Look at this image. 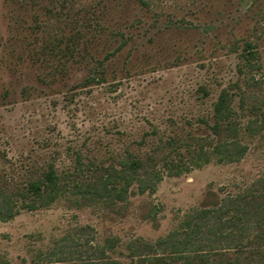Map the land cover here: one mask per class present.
Listing matches in <instances>:
<instances>
[{"label":"rangeland","instance_id":"obj_1","mask_svg":"<svg viewBox=\"0 0 264 264\" xmlns=\"http://www.w3.org/2000/svg\"><path fill=\"white\" fill-rule=\"evenodd\" d=\"M104 1L0 0V173L21 182L29 169L53 163L62 184L53 202L0 220V264H96L99 248L106 257L168 264L172 244H151L212 203L208 192L264 186V127L246 128L259 119L250 101L239 108L243 92L264 96V0H155L151 9L125 0L123 18L104 10L100 32L91 13ZM85 20L93 42L85 49L83 36L73 58L63 57L59 48ZM118 25L126 44L116 51ZM97 61L106 76L86 81ZM234 83L245 154L185 169L186 147L167 143L192 136L214 143L213 104ZM156 148L182 170L160 162L155 191L124 201L83 192L111 166L119 169L126 151L146 156Z\"/></svg>","mask_w":264,"mask_h":264},{"label":"trees","instance_id":"obj_2","mask_svg":"<svg viewBox=\"0 0 264 264\" xmlns=\"http://www.w3.org/2000/svg\"><path fill=\"white\" fill-rule=\"evenodd\" d=\"M16 1L27 3L29 0ZM130 1L146 9H151L155 4V0ZM107 3L113 5L107 8ZM125 5V0H105L102 6L95 7L91 14L96 17V24L102 27L98 30L100 32L107 30L103 24L99 23V18L105 9L107 11L113 9L116 17L123 18ZM102 16L107 17V14ZM88 22L89 20H85L84 24L82 23L83 26L65 41L62 48H59L63 57L73 58L79 38L86 37L84 39L85 49H87V44L93 42L94 34L87 35L91 29ZM45 30L49 31L48 25L45 26ZM111 32L122 38L115 49L119 51L126 44L125 33L120 25ZM48 34L50 37L51 33L48 32ZM62 35V33L56 35V37L59 36V41ZM46 45L45 50L54 49L50 39ZM244 47L248 49L249 55L253 58L254 52L251 51L254 47L253 43L247 41ZM116 51H113L112 55ZM98 64H100L99 61L96 62V66L89 69L86 81H99L106 76V69L98 67ZM62 66H65L64 62ZM235 86H237L236 83L223 87L213 104V123L209 124V128L216 138L214 143L210 139L195 136L167 143L172 149L186 147L192 158L188 165H185V169L199 167L209 162L210 156H214L218 162L222 163L237 161L245 154L247 147L239 140L238 113L233 107ZM247 94L243 92L240 95L239 108L244 109L247 101H250V110L253 114H257L259 119H250L246 128L252 130L253 125L258 124L264 127V96ZM157 150L156 148L146 156L126 151L122 156L119 169L111 166L97 180L87 183L83 192L97 196H116L124 201L131 193L155 191L162 179L160 162L162 166L172 168L175 174L182 170L180 164L168 161L166 156L159 157ZM61 191L62 184L53 163H49L41 170L36 167L29 169L21 182L0 173V220L7 221L13 218L18 208L34 209L36 206L49 204L59 196ZM208 195L215 197L212 203L190 210L178 229L169 232L165 238L157 240L151 246L160 247L172 244V251L163 258L168 261V264L172 261L177 264H264V186L222 197L214 192H208ZM229 241L231 243H228ZM222 242L225 245H221ZM98 250L102 255L105 254L104 249L99 248ZM102 255L94 259L96 264H139L134 263L133 257L119 260Z\"/></svg>","mask_w":264,"mask_h":264}]
</instances>
